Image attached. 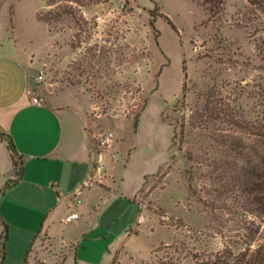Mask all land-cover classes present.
<instances>
[{"label":"rangeland","instance_id":"rangeland-1","mask_svg":"<svg viewBox=\"0 0 264 264\" xmlns=\"http://www.w3.org/2000/svg\"><path fill=\"white\" fill-rule=\"evenodd\" d=\"M62 2L0 0V35L29 67L34 96L81 112L95 165L112 160L95 184L137 188L142 207L127 237L118 231L130 210L84 230L81 257L107 249V264H211L257 247L264 215L243 173L264 158V10L250 0L212 10L203 0H96L73 15ZM111 209L98 211L105 220ZM74 247L46 233L31 255L59 264Z\"/></svg>","mask_w":264,"mask_h":264},{"label":"crops","instance_id":"crops-1","mask_svg":"<svg viewBox=\"0 0 264 264\" xmlns=\"http://www.w3.org/2000/svg\"><path fill=\"white\" fill-rule=\"evenodd\" d=\"M34 95L29 67L13 39L0 35V134H4L0 135V189L17 179L0 195V240L3 222L8 227L3 264H36L31 248L46 233L62 244L75 243L73 253L69 248L59 264H107V249L100 258L81 257L83 244L79 237L84 230L106 228L130 210L129 219L118 231L127 237L141 219L142 207L134 199L137 188L130 193L114 185H96L94 177L99 172L81 112L58 101L35 103ZM9 138L16 146L18 166ZM102 162L108 171L113 169L112 160L103 156ZM16 170H21L20 175ZM76 196L82 199L76 207H84L85 214L75 222H66L65 217L75 208ZM120 205L122 211L117 210ZM101 206L112 208L108 219L100 215ZM89 216L95 220L87 224ZM46 264L53 263L46 260Z\"/></svg>","mask_w":264,"mask_h":264},{"label":"trees","instance_id":"trees-1","mask_svg":"<svg viewBox=\"0 0 264 264\" xmlns=\"http://www.w3.org/2000/svg\"><path fill=\"white\" fill-rule=\"evenodd\" d=\"M62 3L63 13L73 14L77 13L75 10V5H86L96 0H60ZM205 3H208L212 9L219 8L225 0H203ZM251 3L259 6L264 10V0H250ZM79 10V9H78ZM50 19V18H49ZM151 24L154 25V20L151 21ZM263 129V130H262ZM262 129L259 128L257 134H261L262 138H264V126ZM262 130V131H261ZM4 136V134H0ZM9 147L13 153V159L18 166V157L16 146L11 138H9ZM17 175H20L21 170H16ZM244 181L246 184L247 191L249 193H253L252 203L256 205V210L259 211L262 215H264V158L258 164L249 166L244 171ZM17 179L9 180L5 183L4 186L0 189V195L3 191L16 182ZM0 221H2L0 219ZM4 230L0 240V264H3V260L5 257V241L8 238V227L5 222H3ZM211 264H264V241L261 242L257 247L252 248L248 246L245 250L239 252L238 254L229 253L228 255L218 256L216 257Z\"/></svg>","mask_w":264,"mask_h":264},{"label":"built area","instance_id":"built-area-1","mask_svg":"<svg viewBox=\"0 0 264 264\" xmlns=\"http://www.w3.org/2000/svg\"><path fill=\"white\" fill-rule=\"evenodd\" d=\"M32 100L35 103H38V104L41 103L40 100H39V98L36 97V96H33L32 97ZM112 141H113V133L110 132V133H108L106 136H104L102 138V141L101 142H102L103 145L110 146V145H112L111 144ZM100 162H101V164H99V165L96 166V169H97L98 172H100L102 170V168H103L102 156H101ZM75 198H76L75 199V208H73L70 211V213L65 217L66 222H71V221L77 220L80 217L79 209L76 206H79L81 204L82 199L79 198L78 196H76Z\"/></svg>","mask_w":264,"mask_h":264}]
</instances>
